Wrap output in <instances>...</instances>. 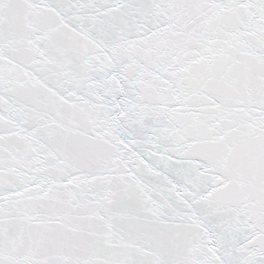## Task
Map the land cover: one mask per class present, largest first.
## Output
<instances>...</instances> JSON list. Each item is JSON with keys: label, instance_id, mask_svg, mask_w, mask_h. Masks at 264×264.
I'll use <instances>...</instances> for the list:
<instances>
[{"label": "snow or ice", "instance_id": "6c2138e0", "mask_svg": "<svg viewBox=\"0 0 264 264\" xmlns=\"http://www.w3.org/2000/svg\"><path fill=\"white\" fill-rule=\"evenodd\" d=\"M0 264H264V0H0Z\"/></svg>", "mask_w": 264, "mask_h": 264}]
</instances>
